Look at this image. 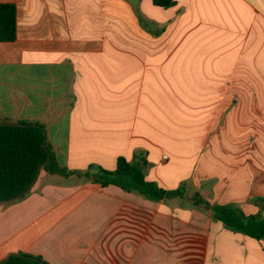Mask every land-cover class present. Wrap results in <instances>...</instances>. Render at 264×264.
Returning <instances> with one entry per match:
<instances>
[{"label": "crops", "instance_id": "0c3cea01", "mask_svg": "<svg viewBox=\"0 0 264 264\" xmlns=\"http://www.w3.org/2000/svg\"><path fill=\"white\" fill-rule=\"evenodd\" d=\"M0 119L44 126L57 163L116 168L264 219V0H0ZM135 155H139L137 158ZM0 203V261L264 264V239L185 199L154 201L43 168Z\"/></svg>", "mask_w": 264, "mask_h": 264}, {"label": "trees", "instance_id": "16d2710c", "mask_svg": "<svg viewBox=\"0 0 264 264\" xmlns=\"http://www.w3.org/2000/svg\"><path fill=\"white\" fill-rule=\"evenodd\" d=\"M158 7L168 8L174 0H152ZM17 36V8L12 3H0V43L13 42ZM0 203L25 196L41 168L50 175L78 176L101 187L116 186L154 201L181 198L209 210L213 219L225 227L256 240L264 239V219L259 215L246 216L233 204H210L199 193L188 197L184 186L166 190L146 179L144 157L128 161L119 157L112 171L90 166L86 171L61 167L46 141L43 125L29 121L0 119ZM137 158L139 155H135ZM48 161V162H47ZM1 264H47L42 258L27 253L12 254Z\"/></svg>", "mask_w": 264, "mask_h": 264}, {"label": "water", "instance_id": "95a60500", "mask_svg": "<svg viewBox=\"0 0 264 264\" xmlns=\"http://www.w3.org/2000/svg\"><path fill=\"white\" fill-rule=\"evenodd\" d=\"M0 123H3V122H0ZM8 124H11V125H19V123H16V122H12V123H8ZM48 162V161H47ZM26 193V192H25ZM20 197V196H19ZM19 197H16L15 199L19 198ZM10 256H8L7 258H5L4 260L0 261V264L4 261H6Z\"/></svg>", "mask_w": 264, "mask_h": 264}]
</instances>
